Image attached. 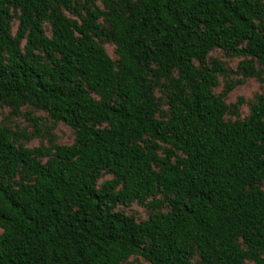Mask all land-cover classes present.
<instances>
[{
    "label": "trees",
    "instance_id": "trees-1",
    "mask_svg": "<svg viewBox=\"0 0 264 264\" xmlns=\"http://www.w3.org/2000/svg\"><path fill=\"white\" fill-rule=\"evenodd\" d=\"M250 77L264 0H0V106L73 131L0 125V264H264V84L226 118Z\"/></svg>",
    "mask_w": 264,
    "mask_h": 264
},
{
    "label": "rangeland",
    "instance_id": "rangeland-1",
    "mask_svg": "<svg viewBox=\"0 0 264 264\" xmlns=\"http://www.w3.org/2000/svg\"><path fill=\"white\" fill-rule=\"evenodd\" d=\"M105 48L107 52L114 56L113 45L105 43ZM211 57H215L222 62H224L227 67V75L224 77L219 75V85L216 88V91L219 92L225 84L226 80H235L241 77L240 73H236V63L239 61L240 57L237 56H227L220 50H214L210 53ZM264 81L258 80L256 78H246L245 81L241 84L236 85L227 95L226 103L232 104L236 103L238 99H242V103L238 105L239 115L226 114V118L236 119V118H245L249 114L250 103L255 99V96L261 91ZM33 115L41 116L39 120L38 127H35L31 122V119L25 112H20L19 114H13L10 112V109L5 106H0V125L9 126L17 130H22L26 135H31V138L25 141V144L29 147L36 146H50V136L51 134L54 137V141L57 144H69L73 139V131L70 127L64 123L57 122L52 124L43 112H33ZM45 119V120H43ZM44 123L46 128H44ZM50 125L52 128H50ZM49 133V134H48ZM108 175H104L99 181L106 179ZM128 214H132L136 219L141 220L145 219L150 212L149 207L144 204H139L138 202L132 203L130 206L124 207L120 206ZM130 260H134L131 258ZM136 261L141 264H149L147 261L142 258H136L133 263ZM246 264H252L247 262Z\"/></svg>",
    "mask_w": 264,
    "mask_h": 264
}]
</instances>
